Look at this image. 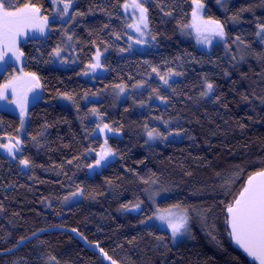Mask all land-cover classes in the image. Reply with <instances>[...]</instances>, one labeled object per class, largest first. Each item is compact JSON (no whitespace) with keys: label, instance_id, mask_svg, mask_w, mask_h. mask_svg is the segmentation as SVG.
<instances>
[{"label":"trees","instance_id":"obj_1","mask_svg":"<svg viewBox=\"0 0 264 264\" xmlns=\"http://www.w3.org/2000/svg\"><path fill=\"white\" fill-rule=\"evenodd\" d=\"M124 2L75 0L70 12L86 15L69 24L51 20V31L45 37L19 44L24 53L23 70L40 77L42 90L41 100L28 108L22 138L21 158L32 161V167L21 171L16 161L0 153V251L49 228L75 229L92 250L70 232L49 231L1 255L0 264H52L50 257L57 264H107L96 252L101 249L117 264H256L229 238L225 208L245 179L264 168V45L255 36L256 23L264 22V0H227V11L216 0H202L204 19L224 23L227 49L218 37L213 42L219 43L212 42L209 49L199 48L191 38L195 31L183 28L192 23V0H163L160 7L158 0H149V31L156 36L155 46L131 54L124 53ZM5 3L10 7L35 5L40 14L52 12L49 0ZM162 7L172 15H164ZM242 8L250 10L241 13ZM236 13L239 22L229 19ZM64 30L73 36L67 49L74 53V60L60 68L46 61L52 60L48 53L64 41ZM114 33L120 35L119 40ZM237 36L249 45L247 49L233 43ZM106 46L101 57L105 73L90 80L82 78L96 48ZM67 49L62 53L65 59ZM153 67L161 75L169 68L182 75L169 77V84L164 85ZM11 69L10 64L0 74V84L11 75ZM206 80L215 90L209 97H201ZM138 82L143 86L134 87ZM116 85L125 87L123 97ZM153 89L167 100L157 99ZM62 92L73 95L71 107L56 103ZM86 92L96 93L100 99L83 103ZM92 108L97 109L96 114ZM163 121L174 123L167 130ZM105 123L119 133L101 135L97 125ZM145 124L173 135L161 145H147ZM18 127L15 114L0 110V139L16 135ZM105 140L116 153L115 159L89 176L86 169L94 157L86 150H97ZM236 174L232 194L225 195L221 185ZM142 178H158V191L168 189L158 207L179 203L190 210L187 238L172 243L165 230L141 224L152 212L145 191L151 186L142 183ZM77 185L84 195L65 207L63 198ZM137 199L143 201L142 210L121 208ZM205 212L219 244L201 219Z\"/></svg>","mask_w":264,"mask_h":264},{"label":"snow or ice","instance_id":"obj_2","mask_svg":"<svg viewBox=\"0 0 264 264\" xmlns=\"http://www.w3.org/2000/svg\"><path fill=\"white\" fill-rule=\"evenodd\" d=\"M146 0H125L121 7L127 13L129 10H132L134 13L138 12V17L133 15V23L127 24L126 27L134 30L138 37L134 40V43L144 44L147 41L144 39L146 35H150L149 31V16L148 8L144 7ZM222 8L227 11V0H216ZM52 4L55 10V18H59L65 24H69L72 21H75L78 16H84L86 13L73 11L70 12L75 5V0H52ZM163 4V0H158L157 6L160 7ZM58 5H62V8H58ZM204 9V4L202 0H192V23L183 25V28L191 27L197 36V42L202 44H211L214 38H219L221 41L225 42V47L227 49V38L225 32V25L218 19L208 18L204 19L201 15L202 10ZM248 8L240 9V12L249 11ZM90 12L92 9L89 10ZM161 11H164L163 7ZM41 9L35 5L25 4L21 7H10L5 3V0H0V65L6 64L9 54L17 62H20L21 57L24 56V53L18 47V37L28 36L31 32L39 33L40 36H44L46 30L49 29L50 21L49 17L40 15ZM164 15L171 16V11H164ZM234 22H239V14H233L229 17ZM105 28L108 27L107 24L104 25ZM64 41L57 44L51 52L48 53L49 57L60 59V63H67L65 59L62 58V53L70 46V42L73 41V36L68 33V30L63 31ZM117 40L120 39L118 33H114ZM255 36L258 38L261 44H264V22L258 21L256 23V32ZM129 40H133L132 36L128 37ZM151 39L156 40V36L152 35ZM93 46H96V42L93 41ZM233 43H239L244 45L247 49L249 45L240 37L237 36ZM107 46L105 47V51ZM40 51V49H37ZM124 51V49H121ZM102 53L99 47L96 48L95 54L91 57L89 63L85 65V70L83 75L87 76L89 72L95 73L97 69L102 68ZM179 59V57H177ZM243 59V57H241ZM52 60L46 61V63H51ZM153 72H156L160 76L161 81L165 84H169L168 78L171 76L182 75L180 72H175L169 68L163 75L160 74L158 68L153 67ZM228 75V73H225ZM143 85L138 82L134 87L140 88ZM170 86V85H169ZM40 87V77L35 72H24L23 69L20 70V75L13 76L3 86H0V100H7V90L11 89L13 99L9 100V103H15L17 108L20 109V123L21 128L24 126V118L26 115L25 105L27 102V92L32 91L35 88ZM120 93L125 92V87L123 85H116ZM215 85L212 82L205 81L204 89L201 91V97H209L210 94L214 93ZM153 93H157V89H153ZM60 98L75 103L73 95L69 92L58 93ZM92 96H95L96 93H91ZM89 93H85L84 98L87 99ZM157 99L166 101L167 98L160 96L157 93ZM245 100L248 97H244ZM220 97L216 98L218 102ZM264 103V100L261 101ZM143 103V102H142ZM90 111L93 114H96L97 109L92 108ZM155 119H160L156 117ZM165 126L168 125V121H163ZM47 127V125H45ZM243 127V125H241ZM99 132L105 134L106 132H116L119 133V129L111 127L109 124L105 123L102 126L97 125ZM145 134L148 138V141L160 139L165 140L168 136L173 135L169 132L167 135L159 131L157 128H150L147 124L144 125ZM20 129H17L19 132ZM175 135H180L179 132L174 133ZM42 135V133H41ZM33 141H37V137L33 136L31 138ZM147 142V141H146ZM23 141L18 137H9L8 143L0 142V149H4L7 154L16 159V153L21 152V145ZM87 152H91L92 149H87ZM116 153L111 147L108 146L107 140L104 144L101 145V150L96 153L97 159L94 164H89V169L99 168L107 162L109 157H115ZM78 159V157H74ZM19 163L24 168L32 167V161L27 158L19 160ZM69 164L72 163L71 160L68 161ZM143 163V161H140ZM127 171V169H126ZM242 171V170H241ZM155 174H153L154 176ZM190 175V173H189ZM238 179V174L231 175L225 178L223 184L221 185L222 189L225 191V195H231V186L234 184L235 180ZM111 183V181H108ZM142 183L146 185H155L158 183V178L155 179H143ZM149 191V189H145ZM160 191H168L166 188H161ZM159 192H151L149 199L155 203V197L159 195ZM84 195V189L77 185L76 190L71 192L69 195L65 196L63 199L65 202L70 199L78 196ZM143 201L137 199L135 203L129 202L127 204H122L121 208L125 211H137L142 210L141 205ZM226 226L228 229V236L231 239L232 243L237 246L248 258L253 262H258V264H264V169L256 171L250 174L245 182L243 188L239 191L238 195H235L231 202L226 204ZM190 216L191 212L187 207L177 203L173 204L167 208L156 207L153 216L147 217V220H158L162 224H166L168 230L171 233V238L173 241L179 236L190 235ZM201 219L204 222L205 226L207 225V213L201 215ZM145 220H142L141 223H145ZM209 227L208 234L211 236L212 240L219 244V240L215 235V230L211 226ZM72 231H76L73 229ZM151 234V233H150ZM35 235V233L33 234ZM25 238H21L22 242ZM157 240L162 241L163 237H157ZM19 243V242H18ZM98 247V246H97ZM11 251V250H9ZM103 253V249H101ZM105 258L110 260L111 264H117L116 260H113L111 257L107 256L104 253ZM51 260H55L54 257H50Z\"/></svg>","mask_w":264,"mask_h":264},{"label":"rangeland","instance_id":"obj_3","mask_svg":"<svg viewBox=\"0 0 264 264\" xmlns=\"http://www.w3.org/2000/svg\"><path fill=\"white\" fill-rule=\"evenodd\" d=\"M148 1H149V0H146V2L144 3V7H146V8H147L146 5H147V2H148ZM129 2H130V0H129ZM49 3H50L51 6H52V12H51L50 14H47V15H46V14H40V15H41V16H47V17H49L50 21H51V20L61 21L58 17L55 18V19H53V18L55 17L56 13H55V10H54V6H53V4H52V0H49ZM203 4H204V3H203ZM57 7H58V8H62V5H58ZM21 8H22V7H21ZM204 9H205V5H204ZM204 9H203L202 12H201V15H202L203 17H205V16H204ZM70 10H71V9H70ZM191 12H192V11H191ZM121 13L123 14V16H124L126 19L128 18L127 20L125 19V27H126L127 24H131V23L134 22L133 19H132L133 15H135V16H137V17H138V15H139L138 12H135V13H134L132 10H129L127 13H125V10H124L122 7H121ZM191 17H192V16H191ZM49 28H50V27H49ZM48 31H49V30H46L44 36H40L39 33H36V32H31V33H29L28 36H21V37H18V38H17V39H18V47H19V44H20L21 42H25V41H26L27 39H29V38H32V37H45L46 34L48 33ZM129 36H132V37H133V40H129V39H128ZM195 37H196V33L194 32L193 35H191V38L193 39V41L195 42V44H196L199 48L209 49L210 46H211L213 43H215V42L219 43L218 41L213 42V41H214V39H213V41H212L213 43H211V44H203V45H202V43H198V42H197V37H196V38H195ZM137 38H139V37H138V34H137L134 30L129 29V28L126 27V33L124 34L123 39L127 42V51L124 52V53L131 54L132 52H135V51L143 52L145 49H147V48H151V47H154V46H155V43H154L153 40L151 39V36H150V35H146V36L144 37V39L147 41V43H144V44H137V43H134V40L137 39ZM263 45H264V44H263ZM204 46H206V47L208 46V47L205 48ZM100 51H101L102 56H103V55L106 53L107 50L105 51V49H102V50H100ZM95 52H96V51H95ZM94 54H95V53H94ZM72 55H74V53L71 52L70 49H67V51L65 52V56H66L68 59H65V58H64V55L62 54V58L65 59V60H67L68 65H69L70 63H71V64L73 63V60H74V59L72 58ZM233 57H234V56H233ZM6 60H7V63H6V64L0 65V74L4 73V72L6 71L8 65H10V64L12 65V69H11V70H12V73H11V75L8 77V79H7L6 81H4V82H2V83L0 84V86H3L4 84H6L9 80L12 79L13 76H18V75H20V70L23 69V68H22L23 57H21L20 62H17L14 58L11 57V54H9L8 57H6ZM52 65L55 66V67L65 68V67L67 66V63H63V64H62V63H60V59H58V58H52ZM23 71H24V70H23ZM105 71H106V70H104L103 68H101V69H97V71H96L95 73H91V72H89V74H88L87 76H85V75H83V74H80V76H81L82 78L86 79V80H90V79L95 78V77L98 76V75H102V74H104ZM24 72H25V71H24ZM171 77L177 78L178 76H171ZM164 85H165V84H164ZM125 92H126V89H125ZM125 92L120 93L119 96H120V97H123V95H125ZM6 95H7V100H0V110L10 112V113H12V114H15V115L18 117V119H19V127H18V129H20V131L17 132L16 135L11 136V137H18V138H20V139L22 140V138L25 136V133H26V127H27V123H28V108H29V106H31L32 104H34V103L40 101L41 98H42L41 85H40V87H39V95H38V96L34 97L31 93H28V92H27V102H26V105H25L26 115H25V118H24V126H23V128H21V123H20V109L17 108V106H16L15 103H9V102H8L9 100H12V99H13L11 89H8V90H7ZM99 99H100V96H98V95H95V96L89 95L87 99H85V98L83 97V103H87L88 101H97V100H99ZM55 101H56V103H58L59 105L67 106V107H71V104H72L70 101H67V100H64V99L60 98L59 95H57ZM168 122H169L168 125L165 126V129H167V130H168V128L174 123V122H172V121H168ZM144 130H145V129H144ZM97 132H99V129H97ZM99 133H100V132H99ZM107 133H108V132H106L105 134H107ZM168 133H169V132H168ZM168 133H166L165 135H167ZM95 134H98V133L95 132L94 135H95ZM100 134H101V133H100ZM105 134H101V135H105ZM105 136H106V135H105ZM105 136H101V137L104 138ZM8 138H9V137H7V138H5V139H0V142H2V143H8ZM144 138H145V143H146L147 145H161V144L165 143L167 140H169V139L171 138V136H168V138L165 139V140L156 139V140L148 141V138H147V136H146V134H145V131H144ZM176 138H179V135H177ZM146 141H147V142H146ZM103 144H104V143H103ZM103 144H102V145H103ZM21 148H22V145H21ZM100 150H101V146L98 147L97 150H92V151L90 152V153L92 154V156L94 157V160H93V162H92L91 164H94V163H95V160L97 159L96 153H97L98 151H100ZM21 151H22V149H21ZM0 153H1L2 155H4V156L8 157L10 160H12V161H16V163L18 164V167L20 168L21 171H26V170H27V168L22 167V166L20 165V163H19V160L22 159V158H21V152L16 153V157H17V158H16L15 160L12 159V157H10L4 149H0ZM114 159H115V157H109V158L107 159V162L104 163L103 166H101V167H99V168L89 169V168L87 167V169H86V173H87V175L91 176V175L94 174L95 172L99 171L101 168L105 167L109 162L113 161ZM109 160H110V161H109ZM158 190H159V189H158V183H157V184H155V185H151V187L149 188V191H146V202L150 205V207H151V209H152V212H151V214H150L149 216H153V215H154L155 208L158 207L157 202H158L161 198H163V197L166 195L165 192H164V193H161V192L158 191ZM151 192H159V193H160L159 195H157V196L155 197V203H154L152 200L149 199V195H150ZM68 195H69V194H68ZM80 198H81V196L74 197V198L70 199V200L67 201V202H65L64 199H63V205H64L65 207H66V206H69L70 204H72V203H74V202L80 200ZM194 210H195V209H194ZM138 211H139V210H137V211H131V212H138ZM149 216H147V217H149ZM147 217L143 219V220H145L146 222L143 223V224L141 223L142 225H155V226H157L158 228H160V229H162V230H165V231L169 234V236H170V238H171V233H170V231L168 230L166 224H162L160 221L155 220V219L147 220ZM188 236H189V235H186V236H179V237H177V238L175 239V241H173V239L171 238V241H172V243H176V242H178L179 240H182V239L187 238ZM52 264H57V261H56V260H52Z\"/></svg>","mask_w":264,"mask_h":264},{"label":"water","instance_id":"obj_4","mask_svg":"<svg viewBox=\"0 0 264 264\" xmlns=\"http://www.w3.org/2000/svg\"><path fill=\"white\" fill-rule=\"evenodd\" d=\"M28 93H31L34 97H36V96L39 95V88H35V89H33L32 91H29ZM263 169H264V168H263ZM247 178H248V177H247ZM247 178H246L245 181L243 182V186H244L245 182L247 181ZM243 186H242V188H243ZM242 188H241V189H242ZM241 189H240V190H241ZM238 193H239V192H238ZM237 195H238V194H237ZM226 215H227V214H226ZM56 230L67 231V232L72 233V234L74 235V237H75L76 239H78V240L82 243V245H83L85 248H87V249H89V250H92V246L89 245V244L83 239V237H82L81 235H79L76 231H72V230L64 229V228H49V229H42V230H39V231H37V232H34L35 235H33V234H34V233H33V234L29 235L28 237H26L22 242L19 241V243H17L12 249H9V250H11V251H9V250L0 251V256H1V255H5V254H10V253L14 252L17 248L21 247L26 241H29V240H31L32 238H35L36 236H38L39 234H41V233H43V232L56 231ZM234 246H235V245H234ZM235 248H237L238 250H240L237 246H235ZM240 251L242 252V250H240ZM96 252L99 253L100 257H101V258H102L107 264H111L110 260H108V259L105 258L104 252L102 253L101 251H98V250H96ZM242 253H243V252H242ZM243 254H244V253H243ZM244 255L246 256V254H244ZM246 258L249 259V260H251V259L248 258L247 256H246ZM256 264H258V262H256Z\"/></svg>","mask_w":264,"mask_h":264}]
</instances>
